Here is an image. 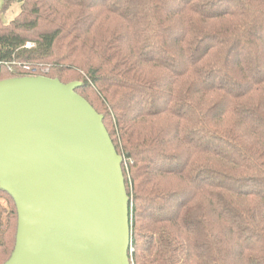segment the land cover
Listing matches in <instances>:
<instances>
[{"label": "trees", "instance_id": "1", "mask_svg": "<svg viewBox=\"0 0 264 264\" xmlns=\"http://www.w3.org/2000/svg\"><path fill=\"white\" fill-rule=\"evenodd\" d=\"M0 7V80L51 66L43 76L81 82L103 115L123 157L131 264H264V0ZM0 198L5 264L19 215Z\"/></svg>", "mask_w": 264, "mask_h": 264}, {"label": "water", "instance_id": "2", "mask_svg": "<svg viewBox=\"0 0 264 264\" xmlns=\"http://www.w3.org/2000/svg\"><path fill=\"white\" fill-rule=\"evenodd\" d=\"M79 85L0 80V187L19 215L5 264H131L123 157Z\"/></svg>", "mask_w": 264, "mask_h": 264}, {"label": "rangeland", "instance_id": "3", "mask_svg": "<svg viewBox=\"0 0 264 264\" xmlns=\"http://www.w3.org/2000/svg\"><path fill=\"white\" fill-rule=\"evenodd\" d=\"M3 2V0H0V5ZM2 8V7H0ZM1 10V9H0ZM20 11V5L19 3H13V5L9 8V10L4 14V21L8 22L11 19H13ZM25 66V64L23 65ZM52 67L51 66H38L36 72L33 75H36V73H38L37 75H46V72H51ZM32 71H35L32 69ZM32 75V74H30ZM1 201V198H0ZM3 201V200H2Z\"/></svg>", "mask_w": 264, "mask_h": 264}]
</instances>
